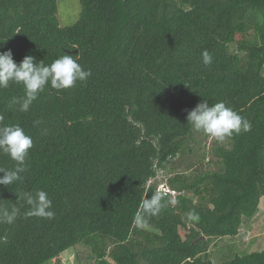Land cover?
<instances>
[{"label": "trees", "instance_id": "obj_1", "mask_svg": "<svg viewBox=\"0 0 264 264\" xmlns=\"http://www.w3.org/2000/svg\"><path fill=\"white\" fill-rule=\"evenodd\" d=\"M79 1V18L62 26L58 0H0V52L18 64L69 54L91 71L70 89L47 87L27 112L14 102L22 85L0 89L3 123L33 140L21 180L0 185V209L42 189L55 213L25 217L22 208L0 223V264H48L79 244L98 264H214V239L237 236L264 205V0ZM204 100L224 102L250 130L224 142L196 132L187 114ZM209 139L206 164L217 169H177ZM13 166L0 153V167ZM160 171L176 203L137 224ZM193 211L198 222L187 221ZM222 264H264V249Z\"/></svg>", "mask_w": 264, "mask_h": 264}, {"label": "clouds", "instance_id": "obj_2", "mask_svg": "<svg viewBox=\"0 0 264 264\" xmlns=\"http://www.w3.org/2000/svg\"><path fill=\"white\" fill-rule=\"evenodd\" d=\"M202 60L205 65H210L213 57L208 51H204ZM90 76L91 71H85L73 55L63 54L50 64H45L43 60L37 62L35 57L29 55L18 64L14 61L10 49L0 52V89H7L10 85L23 86V97L14 101L19 104L21 112H27L33 101L47 87L50 86L58 92L67 90L78 81H86ZM187 121L196 132H202L217 142H224L234 134L247 132L251 128L248 120L222 101L211 105L208 100L198 103L188 112ZM32 147L33 140L23 127L19 124H5L3 117L0 116V153L14 162L12 168L0 167V173H3L0 176V185L8 187L21 180L20 174L24 171L23 165ZM17 196L20 206L13 205L10 210L0 209V223L13 224L21 215L22 208L26 209L23 212L25 217L48 220L55 218L53 202L46 191L42 189L23 191ZM146 197L147 193L134 216V222L137 224L147 223L149 218L158 215L166 206L176 203L174 199H166L162 192H153L151 198ZM187 221L198 222L199 215L194 211L189 212Z\"/></svg>", "mask_w": 264, "mask_h": 264}, {"label": "rangeland", "instance_id": "obj_3", "mask_svg": "<svg viewBox=\"0 0 264 264\" xmlns=\"http://www.w3.org/2000/svg\"><path fill=\"white\" fill-rule=\"evenodd\" d=\"M81 4L79 0H58V17L62 26L74 23L79 18ZM254 30L250 29L246 36L251 38ZM200 138V135H197ZM205 154V161H203L201 154ZM212 153V143L210 139L205 147L200 146V143L195 147L194 152L185 153L175 160V166L178 170L185 172H193L198 169H217L218 165H207L208 157ZM192 163V164H191ZM155 180L159 183V191L162 193H169L174 195L167 184V175L160 171ZM258 225V232L264 233V205L258 210L251 220L241 223L239 234L235 237L225 236L214 239L210 246L211 258L214 264H222L236 254L245 255L254 251L264 249V238H258L260 233L254 231L253 226ZM147 229L149 227L147 226ZM250 240L248 241V238ZM48 264H98L94 261L93 255L87 245L79 244L74 248L68 249L62 253L58 258H53Z\"/></svg>", "mask_w": 264, "mask_h": 264}, {"label": "water", "instance_id": "obj_4", "mask_svg": "<svg viewBox=\"0 0 264 264\" xmlns=\"http://www.w3.org/2000/svg\"><path fill=\"white\" fill-rule=\"evenodd\" d=\"M201 238H203V236H201Z\"/></svg>", "mask_w": 264, "mask_h": 264}]
</instances>
